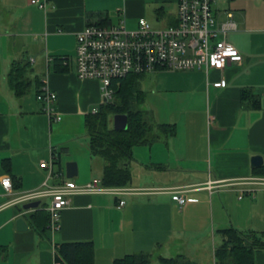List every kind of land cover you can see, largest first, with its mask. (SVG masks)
Segmentation results:
<instances>
[{"label":"crops","instance_id":"0c3cea01","mask_svg":"<svg viewBox=\"0 0 264 264\" xmlns=\"http://www.w3.org/2000/svg\"><path fill=\"white\" fill-rule=\"evenodd\" d=\"M214 5L219 23L233 14L237 31L228 40L242 54V64L146 75L157 87L144 90L145 110L156 124H175L177 134L154 131L151 143L134 149L132 181L116 188L123 192L72 196L61 213L60 231L52 232L49 224L42 230L30 218L38 209L48 212L52 198L38 199L37 209L26 210V204L14 202L21 193L49 189L62 180L79 186L98 180L111 188L102 185L105 162L90 154L87 132L64 139H72L83 155L63 147L64 140L55 142V126L85 123L104 104L100 82L76 75L77 34L105 19L137 24L144 17L157 28L175 25L178 0H49L46 10H36L29 0H0V47L1 42L8 47L0 62V181L11 177L14 189L8 194L0 184V264H56V246L74 242L94 243L95 264H114L137 253L150 254L158 264L160 257L177 256L215 264L222 230L264 232V186L246 183L264 178L255 171L262 166H252L253 157L264 160V0H217ZM23 60L31 64L33 85L17 98L8 73L13 61ZM37 81L56 92L60 122L44 114ZM243 90L249 92L245 100ZM63 155L65 162L78 163L73 179L66 177ZM8 159L11 173L4 167ZM49 159L54 176L44 181L48 170L40 165ZM176 192L186 198L183 206L173 199ZM19 218L27 231L17 230ZM254 261L264 264V251L256 252Z\"/></svg>","mask_w":264,"mask_h":264},{"label":"built area","instance_id":"2783aa9c","mask_svg":"<svg viewBox=\"0 0 264 264\" xmlns=\"http://www.w3.org/2000/svg\"><path fill=\"white\" fill-rule=\"evenodd\" d=\"M216 2L178 0L177 22L164 28L154 27L144 17L138 19L134 30H128L125 18L118 24L87 25L76 36L78 79L99 81L103 103H109L116 92L113 81L129 75H153L161 70L209 72L212 69H223L231 62L242 64V54L228 40L229 34L237 31L233 14L227 13L226 21L219 23L213 10ZM29 3L46 10L49 0H29ZM37 101L43 105V112L50 122L62 120L55 109L57 94L46 81L42 82ZM92 113L97 114L98 110L94 108ZM40 166L48 170L47 179L54 176L53 162L42 163ZM247 180L248 184L264 186L262 177ZM0 184L6 193L13 194L11 177H3ZM121 192L122 189L101 187L98 180L83 186L71 180H62L59 185L49 189L21 193L14 202L28 204L50 196L52 204L48 208L49 227L52 232H58L61 229V213L69 206L72 196ZM244 192L239 198H242ZM173 199L180 206L186 203V198L180 192H176ZM124 203L120 202L121 205Z\"/></svg>","mask_w":264,"mask_h":264},{"label":"trees","instance_id":"16d2710c","mask_svg":"<svg viewBox=\"0 0 264 264\" xmlns=\"http://www.w3.org/2000/svg\"><path fill=\"white\" fill-rule=\"evenodd\" d=\"M99 24H109V19ZM56 61V65L62 67L59 60L56 59ZM31 72L30 62L23 60L11 63L8 82L17 98H23L30 92L33 85L30 79ZM142 77L145 76L129 75L114 80L113 86L116 90L114 99L102 104L97 114H89L85 118L90 154L105 162L101 178L102 185L105 187L125 188L130 185L132 181L130 166L134 149L151 143L154 131H157L159 136L177 134L175 124H156L153 114L142 109L147 99V93L141 88ZM40 86L41 83L39 88ZM247 96L249 92L243 90L242 99L245 100ZM258 103L259 101L256 100L250 106L255 108ZM116 115L127 116L126 130L114 129L112 123ZM54 164L58 162L55 161ZM4 167L11 173L9 159L4 161ZM255 171L264 175V166ZM14 187H16L15 184ZM30 218L38 228L45 230L50 221V213L38 209ZM221 234L223 241L215 250V264H255V253L264 251V232H244L232 227L222 230ZM55 260L60 264H95L94 243L59 244L56 246ZM158 261L159 264H197L184 256L160 257ZM151 262L150 254L137 253L117 259L114 264H151Z\"/></svg>","mask_w":264,"mask_h":264},{"label":"rangeland","instance_id":"374dc122","mask_svg":"<svg viewBox=\"0 0 264 264\" xmlns=\"http://www.w3.org/2000/svg\"><path fill=\"white\" fill-rule=\"evenodd\" d=\"M36 10H38L36 8V6H34ZM217 8V6L214 5L213 7V10H215ZM27 13L30 14L31 13V9H27ZM152 20V19H151ZM154 24V27L157 28V25H155V22H153ZM127 27H128V30H134L137 28V24L134 23V22H129L127 24ZM8 51V47H7V44L5 42H1V47H0V62L2 61V55H4L5 53H7ZM152 76H146V77H142V81H141V88L147 92H151V89H156V85H155V82H151L150 79H151ZM153 77H155V75H153ZM144 78V79H143ZM166 82V81H165ZM142 109H146V105L142 106ZM83 134H86V128H85V123H84V119H81V120H76V121H71V123H69V125H61V126H55L54 128V137H55V142H61V140L63 141L64 139L68 138L69 136L70 137H77L78 135H83ZM66 141V140H64ZM66 145H64L63 147H70L72 151L80 154V155H83L84 152L80 151L79 148H77V145L75 144H72V139H68L66 142ZM62 146H57V155L56 157H58L59 153H61L62 151ZM62 159H61V162L62 164H64L65 166L69 163V162H65L66 160V156L63 155L61 156ZM51 159L47 160L46 162L44 163H51ZM72 162V161H70ZM74 162V161H73ZM76 164H78L77 162H74ZM134 168V166H133ZM55 170H57V166H55ZM133 172V170H132ZM47 178V174L45 175L44 177V181L46 180ZM90 183V182H89ZM77 184V183H76ZM88 184V183H87ZM78 185V184H77ZM86 185V184H85ZM151 264H158L156 263V261H152Z\"/></svg>","mask_w":264,"mask_h":264},{"label":"water","instance_id":"95a60500","mask_svg":"<svg viewBox=\"0 0 264 264\" xmlns=\"http://www.w3.org/2000/svg\"><path fill=\"white\" fill-rule=\"evenodd\" d=\"M113 125L114 129L118 131L126 130L128 127V119L126 115H116L113 118ZM264 164L263 157L261 156H255L252 158V166L254 168L256 167H261ZM78 175V165L74 162H69L66 165V177L68 179H73ZM40 206V202H32L29 204H26L24 208L26 210H31V209H37ZM17 230L18 231H27L28 226L23 218H19L17 220Z\"/></svg>","mask_w":264,"mask_h":264}]
</instances>
